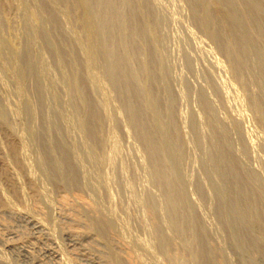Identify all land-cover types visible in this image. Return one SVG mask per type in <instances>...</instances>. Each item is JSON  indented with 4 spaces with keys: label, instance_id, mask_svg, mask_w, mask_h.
<instances>
[{
    "label": "rangeland",
    "instance_id": "rangeland-1",
    "mask_svg": "<svg viewBox=\"0 0 264 264\" xmlns=\"http://www.w3.org/2000/svg\"><path fill=\"white\" fill-rule=\"evenodd\" d=\"M93 1L0 0V96L18 115L0 120V264H31L33 260L55 264L42 253L47 245L43 236L16 215L34 217L37 210H41L42 223L64 263L90 264L79 256L80 246L69 245L60 219L52 214L61 201L73 197L89 203L100 217L97 222L95 215L90 218L81 211L78 217L86 229L81 226L79 231L85 232L89 223L106 220L113 227L107 234L91 230L96 240L82 244L87 254L114 264L107 241L113 235L131 258L140 257L133 258L137 263L138 259L143 264H174L162 254L150 218L151 211L166 230L165 219L172 216L167 208L157 211L156 207L165 203V187L152 176L153 157L148 148L149 142L159 141L162 135V139L167 137L165 142L179 146L182 174L175 171L171 178H178L174 184L180 192L184 190V202L191 207L193 219L208 231L214 244L226 247L230 264H263L264 258L240 237L231 205L234 182L226 171L224 152L242 166L241 174L250 186L247 190H253L264 203V75L257 78L262 63L256 51L264 53V0H125L123 12L131 11L124 22L126 37L120 34V38L115 24V30L102 32L104 37L115 33V59L130 51L132 66L122 64L127 80L124 78L125 84L119 88L108 77L106 57L97 47L98 19L107 8L96 12L91 9ZM237 10L249 18L246 26L251 45L248 41L247 45L249 51H256L251 56L248 53L250 70L247 68L242 78L226 55L224 41H240L242 32L230 18ZM124 40L127 47L122 49ZM141 86L152 102L148 110L137 93ZM254 100L261 105V112L255 110ZM129 105L144 113L140 117L146 138H141L140 125L128 114ZM157 123L165 127L159 136ZM48 139L55 154L68 158L72 167L69 174L65 166L69 175L62 182L52 172ZM223 216L231 226V235L223 226ZM169 235L174 243L172 253L177 249L182 253L175 243L179 240L181 244V239ZM198 243L193 244L197 252ZM119 256L116 262L123 264Z\"/></svg>",
    "mask_w": 264,
    "mask_h": 264
},
{
    "label": "bare ground",
    "instance_id": "bare-ground-1",
    "mask_svg": "<svg viewBox=\"0 0 264 264\" xmlns=\"http://www.w3.org/2000/svg\"><path fill=\"white\" fill-rule=\"evenodd\" d=\"M232 1V0H231ZM127 3V2H126ZM229 3V2H228ZM125 4V0H94L93 1V7H91V9H94V10H97L96 12H98V10L100 11V9L103 7V8H107V9H104V14H103V17H98V24H100V27L99 28L100 30H98V36H97V40H98V46L99 48H102L103 49V56L106 57L105 59V70L108 72L110 79L111 81L114 83L113 85L114 86H121V84H125L123 81L127 78H125L123 76V67H122V64H126L128 65V63H130V58L128 56L129 52L127 55H123V53H126V52H123L122 53V57L121 59H115V51H114V45H113V40L115 38V36L113 37V35L115 33H111L110 37H104L105 34H103L104 32L103 31H106L107 28H109V30H115V28H113V24L117 25L118 29L119 30V34L118 35H125V29L126 26L124 27V22H125V19L131 15L130 12L127 13V12H123L122 10V5ZM124 6V5H123ZM127 7V6H126ZM124 8V7H123ZM258 8V7H256ZM121 9V10H120ZM196 9V8H195ZM236 9V8H235ZM234 9V10H235ZM233 10V9H232ZM258 10V9H257ZM92 11V10H91ZM195 11V10H194ZM106 13V14H105ZM100 14V13H98ZM232 14V13H231ZM93 15V13H92ZM96 15V14H95ZM94 16V15H93ZM239 16V18H238ZM230 18H232L231 22L232 24L242 32V35L240 36V41H236V42H233L231 43L230 40L231 38H228V39H225V52H226V55L228 56V58L230 60H233L236 64V68H237V72H238V75L240 78H242L243 76V73L245 74V70L248 68V63L250 62L249 61V54L250 56L252 55L251 52H256L257 51V54H258V59H260V62L262 63V66L260 65V71H259V75L257 78H259L261 80V77H263L264 75V53H261L260 51L256 50V51H253L251 49V51H249L250 49V45H251V42H250V35L249 33L247 32V22H248V17L246 14H244V12L242 13L240 10H237V12L235 11V14L233 13L232 17L230 16ZM129 19V18H128ZM131 19V18H130ZM96 22V21H95ZM127 22V21H126ZM97 26V25H96ZM113 26V27H112ZM111 27V28H110ZM108 31V33L110 34V31ZM117 31V30H116ZM103 32V33H102ZM113 32V31H111ZM117 33V32H116ZM107 34V35H109ZM143 34V33H141ZM120 35V38L122 37ZM129 36V35H128ZM95 37V36H94ZM118 37V36H117ZM126 37V35H125ZM117 39V38H116ZM125 39V38H124ZM118 40H119V37H118ZM126 40V39H125ZM124 40L125 44H121L122 46V49L124 48V45L126 46V41ZM132 40V39H131ZM115 41V40H114ZM122 41V40H121ZM247 41L250 43V45H247ZM119 42V41H118ZM117 42V43H118ZM113 45V46H112ZM119 46V49L118 50H121L120 49V45ZM127 47V46H126ZM6 49V48H5ZM101 49V50H102ZM131 49V48H130ZM4 50V49H3ZM132 50V49H131ZM255 50V49H254ZM99 52V51H98ZM249 53V54H248ZM32 54V53H31ZM256 54V55H257ZM121 55V54H120ZM254 55V56H256ZM1 56V55H0ZM118 56V55H117ZM134 56V54H133ZM253 56V57H254ZM6 57V56H5ZM10 57V56H9ZM119 57V56H118ZM14 58V57H13ZM7 59V57H6ZM257 59V60H258ZM10 60V58H9ZM32 60V59H31ZM34 60V59H33ZM252 61V60H251ZM29 62V61H28ZM27 62V63H28ZM10 63V62H9ZM7 64V63H6ZM31 66H32V63H30ZM29 64V65H30ZM124 64V65H125ZM131 64V63H130ZM130 64L128 65V67L130 68ZM126 65V66H127ZM250 65H252L250 63ZM258 65V64H257ZM104 66V64H103ZM132 66V64H131ZM4 67V66H3ZM144 67V66H143ZM252 67V66H251ZM262 67V68H261ZM132 68V67H131ZM259 68V67H258ZM249 69V68H248ZM254 69V68H253ZM134 70V69H133ZM145 70V69H143ZM250 70V69H249ZM258 70V69H257ZM256 70V71H257ZM137 71V70H136ZM255 71V73H256ZM135 72V70H134ZM132 71V74L129 75L130 77L133 76V73ZM125 73V72H124ZM129 73V72H128ZM136 73V72H135ZM127 74V73H126ZM250 74V73H249ZM252 74V72H251ZM107 75V74H106ZM125 75V74H124ZM135 75V74H134ZM254 75V74H253ZM91 76V75H90ZM128 76V75H127ZM247 76V75H246ZM260 76V77H259ZM89 77V76H87ZM135 77V76H134ZM93 78V77H92ZM125 78V79H124ZM254 78V77H253ZM14 79V77H13ZM46 79V78H45ZM131 79V78H130ZM134 78L132 77V80ZM246 79V78H245ZM250 79V78H249ZM259 80V81H260ZM134 81V80H133ZM135 81L137 82V79H135ZM111 82V83H112ZM128 82V81H127ZM256 82V81H255ZM135 83V82H134ZM45 84V83H44ZM137 84V83H136ZM135 84V85H136ZM66 85V84H65ZM263 85V84H262ZM127 86V84L125 85ZM130 86V84H129ZM127 86V87H129ZM138 86V84H137ZM143 86V85H142ZM140 87L139 88V96L143 98L144 102L142 104H144V106L147 108L151 107V100H147V95H146V89L143 88V87ZM248 86V85H247ZM2 87V85H1ZM49 87V86H48ZM118 87V88H119ZM260 87V86H259ZM264 87V85H263ZM124 88V87H123ZM132 88V87H130ZM53 89V88H52ZM261 89V88H260ZM259 89V90H260ZM127 90V88H126ZM258 90V92L260 93V91ZM3 91V89H2ZM0 91V92H2ZM49 91V90H47ZM123 91V90H121ZM264 91V88L262 90V92ZM44 92V91H43ZM257 92V91H256ZM132 93V92H131ZM131 93L128 97L131 96ZM136 93V95H138ZM2 94V93H1ZM46 94V93H45ZM49 94V93H48ZM121 94V93H120ZM126 94V92H125ZM149 94V93H148ZM158 94V93H157ZM135 95V93H134ZM133 95V96H134ZM260 95V94H259ZM258 95V97H259ZM263 95H264V92H263ZM122 96V95H120ZM124 96V95H123ZM3 97V95H2ZM49 97V96H48ZM152 97V96H151ZM254 97V96H252ZM4 98V97H3ZM131 98V97H130ZM137 98V97H136ZM255 98V97H254ZM257 98V97H256ZM264 98V97H262ZM127 99V98H126ZM5 100V99H4ZM132 100V99H131ZM129 100V101H131ZM134 100V99H133ZM139 100H141L139 98ZM142 100V101H143ZM156 100V99H155ZM255 101V100H254ZM138 102V101H137ZM140 102V101H139ZM155 102V101H154ZM8 102H5L2 100L1 96H0V120L1 118H4L6 115L9 116V117H14L16 116L17 114H15L16 112V109L15 107L12 108V106L10 107V105L7 104ZM130 103V102H129ZM135 103V102H134ZM131 104V103H130ZM137 103H135L136 105ZM141 104V103H140ZM139 104V105H140ZM127 105V104H126ZM254 105H255V110L257 111H260L261 109V105L258 103V102H254ZM264 105V104H263ZM75 106V105H74ZM132 106V109L131 110V113H128L130 116H132L133 120L135 121V123H137V125H140V130L142 129L141 131V138H146L147 137V132H146V129L144 130L142 128V118L140 117V114H141V109H139L137 106H134L133 105H129V107ZM158 106V105H157ZM166 107V106H165ZM48 108V106H47ZM143 108V107H142ZM154 108V107H153ZM128 109V108H127ZM146 109H144L145 111H147ZM158 109V108H157ZM263 109V108H262ZM128 109V111H130ZM165 110V109H164ZM163 110V111H164ZM55 112V111H54ZM165 112V111H164ZM261 112V111H260ZM259 112V113H260ZM264 112V111H263ZM48 113V112H47ZM64 114V113H63ZM144 113H142L141 115H143ZM168 114V113H167ZM50 115V114H49ZM261 115V114H260ZM264 115V114H263ZM18 116V115H17ZM144 116V115H143ZM131 118V119H132ZM155 118V117H154ZM158 118V117H156ZM261 118V117H260ZM6 119V117H5ZM3 119V121L5 120ZM146 119V118H144ZM263 119V118H262ZM47 120V119H46ZM133 122V121H132ZM147 122V121H146ZM154 122H156L154 120ZM81 123V122H80ZM145 123V122H144ZM162 123V122H161ZM5 124V122H4ZM45 124H47L45 122ZM44 124V125H45ZM49 124V123H48ZM48 124L46 126H48ZM147 124V123H146ZM149 124V123H148ZM158 125L156 126L157 130H158V136L163 134V125L160 124V123H157ZM43 125V126H44ZM135 125V124H134ZM144 125V124H143ZM4 126V125H3ZM50 126V125H49ZM48 126V127H49ZM146 126V125H145ZM144 127V126H143ZM47 128V127H45ZM138 128V127H137ZM145 128H148V127H145ZM81 129V128H80ZM155 129V130H156ZM156 130V131H157ZM47 131V130H46ZM83 131V130H82ZM50 132V131H49ZM167 132V130H166ZM164 132V135L165 133ZM75 133V132H74ZM140 133V132H139ZM138 133V134H139ZM161 133V134H160ZM168 133V132H167ZM47 134V133H46ZM150 134V133H149ZM48 135V134H47ZM50 135V134H49ZM48 135V136H49ZM60 135V134H58ZM151 135V134H150ZM154 135V133L152 134V136ZM151 136V138H153ZM157 136V135H155ZM32 137V140L35 139V135H31ZM161 137V136H160ZM169 137V136H168ZM51 138V137H50ZM49 138V139H50ZM150 138V136L148 137ZM162 138H163V135H162ZM161 138V139H162ZM167 138V137H166ZM165 139H160L159 141H151L149 142L150 145L148 146L149 148V153L151 154V156L153 157V178L156 180V182L160 181L164 184V187H165V203L163 202V204L160 203V205H158V203L156 205H158L156 208H157V211L158 209H162V208H167V211L169 212V215L170 213L172 214V216H169L166 220V230L162 229L163 227L160 226L161 224V221L160 224L157 222L158 220H156V216L154 217L153 215V212L150 211V218L152 220V225H153V229L155 232V234H158L159 237V242H160V247H161V252L162 254L165 256H168L167 258L170 259V262L174 263V264H184L185 262H190V264H230L229 260H228V257H227V253H226V247L225 246H220L218 245L217 243L214 244L210 238H208L207 236V233L208 231L206 232L205 229H203L202 226H200L196 220L193 219V215H192V212H191V207L187 206L186 203L184 201V199H186L187 197L184 196L183 192H180L179 190H177L176 188V185L174 184L175 182H177L176 179L175 181H173V178L172 175H173V172L176 171V173L179 174V176L182 174L181 173V170H180V161H181V155H180V151H179V146L176 145V143H171V142H165ZM46 139V138H45ZM44 139V140H45ZM49 139L47 140V144H48V141ZM156 139V137H155ZM154 139V140H155ZM170 139V138H169ZM167 139V140H169ZM31 140V138H30ZM31 140V141H32ZM147 140H150V139H147ZM158 140V139H156ZM34 142V141H33ZM46 142V141H44ZM51 142V141H50ZM52 143V142H51ZM80 143V142H79ZM83 143V142H82ZM30 144H35V143H30ZM55 144V143H54ZM117 145V144H116ZM36 146V144H35ZM49 146L48 149H50L51 151V154L53 156V160L51 161L52 162V172H53V175H55V177L57 176L61 182L63 181V178H65L64 180H66V178L68 177L69 174H72V170L71 168L69 167V160L68 158H64V157H61V156H57L53 150L52 147H50V143L47 145ZM52 146V144H51ZM63 146V145H62ZM72 146V145H71ZM34 147V146H33ZM64 147V146H63ZM146 149V148H145ZM96 150V149H95ZM103 150V149H102ZM87 151V150H86ZM88 152V151H87ZM50 153V152H49ZM69 153V152H68ZM92 153V152H91ZM233 152L231 151V154ZM89 155L91 156V154L89 153ZM67 156V155H66ZM80 157V156H79ZM101 157V156H100ZM97 158V157H96ZM94 158V159H96ZM233 158V157H232ZM236 158V157H235ZM90 159V158H89ZM93 160V159H92ZM97 160V159H96ZM94 160V161H96ZM224 160H225V165H226V171L228 173L229 176H231L232 178V181L234 182V200L232 201L231 205H232V210L234 211V213L237 215V225L239 226L240 228V237L242 238V240L244 242H246L248 245H250V247H254L256 252L258 254H260L263 258H264V203L260 202L257 200V197H256V194L253 192V190H247V188L249 186V184L246 182V180H244V176L243 174H241V171H240V167H242L240 165L237 166V164L231 159V156L229 154V152L227 153L224 152ZM168 161V162H167ZM236 161V160H235ZM73 162V161H72ZM167 162V163H166ZM80 163V162H79ZM99 163V162H98ZM169 163V165L166 166V164ZM238 163V162H237ZM76 164V163H75ZM239 165V164H238ZM65 166L66 168L68 169L69 171V174L66 173L65 171ZM72 166V165H71ZM78 166V165H77ZM76 166V167H77ZM100 166V165H99ZM75 167V168H76ZM81 167V166H80ZM80 167H79V171H80ZM78 168V167H77ZM242 170V168H241ZM184 171V170H183ZM182 171V172H183ZM244 171V170H243ZM74 172V171H73ZM93 172V171H92ZM174 173V174H176ZM185 173V172H184ZM30 174V173H29ZM66 174H67V177H66ZM81 176H82V173L80 172ZM177 174V175H178ZM175 176V175H174ZM173 176V177H174ZM79 179L81 177H78ZM85 178V177H84ZM181 178H183L181 176ZM175 179V178H174ZM124 180V179H123ZM183 180V179H181ZM74 182V181H73ZM180 182V181H179ZM183 183V182H182ZM161 184V183H160ZM180 184V183H179ZM178 184V185H179ZM183 185V184H182ZM183 188V186H182ZM2 195V194H1ZM4 195V194H3ZM2 196H0L1 198ZM4 197V196H3ZM2 199V198H1ZM0 199V200H1ZM5 199V198H4ZM70 199V198H69ZM156 199V198H155ZM8 200V199H7ZM189 200V199H188ZM184 203H185V206H187V208L184 206ZM188 203V202H187ZM7 208H9V205H7L8 203H6V201L4 200V203H3ZM57 208H54L52 209V214L54 213V215L57 216V218L60 219L61 223H62V235L67 239V241L69 242V245L74 248L76 246H80L82 248V254H77L79 255L80 257L84 258L85 261H87V263H90V264H112L111 262L109 263L108 260H105L103 257V259H100V258H96L95 256H92V255H89L87 254L86 252L88 251V249H86L87 251H85L84 247L82 246V244L88 240H96V236H94V233L91 231V230H94L95 231L97 230V232H100V233H104V234H107L111 231V227L110 225L112 223H108L106 219V222L103 221V224L99 222V224H90L89 223V226H88V229L89 230L87 232V230H84L85 232H82L79 231V229L81 228V226H83L84 223H82V221L80 220V216H79V213L82 212H85L86 214H88L91 217H93L92 215H95L94 217L97 218V222L100 220V217L97 216L96 214V211H94V207H91L89 203L81 200V199H78V198H72L71 200H68V201H61L58 205ZM194 206V205H193ZM4 207V208H5ZM56 207V206H55ZM184 207L186 209H184ZM53 208V207H52ZM10 209V208H9ZM94 209V210H93ZM105 209V208H104ZM5 210V209H4ZM40 210V209H39ZM6 211V210H5ZM9 211V210H8ZM36 211V210H35ZM41 211V210H40ZM39 211V212H40ZM98 212H100V210L97 209ZM102 211V210H101ZM146 211V209H145ZM160 211V210H159ZM163 211V209H162ZM17 212V211H16ZM23 212V211H22ZM34 212V211H33ZM32 212V214H33ZM38 212V210L36 211V213L39 214V217L38 215L35 213L33 215H36V216H30L27 215V214H22V213H16V215L18 214L19 218H22L24 219L28 224H30V226H32V228L34 229V231L38 234H40V236L42 235L44 238V242L47 243L44 244L46 245L45 248L42 250L43 252V255L46 256V257H49L52 259V261L55 262V264H65L64 263V260L62 258V255H61V252L59 251L58 247L55 246V242L54 240L52 241L50 239V234H48V228L46 227V225L44 223H42V220L40 218V213ZM161 212V211H160ZM159 212V213H160ZM24 213V212H23ZM104 213V212H103ZM194 213V212H193ZM196 213V211H195ZM42 214V213H41ZM149 214V213H148ZM99 215V214H98ZM101 215V214H100ZM167 215V214H166ZM224 215V213H223ZM79 216V217H78ZM87 216V215H86ZM112 216V215H111ZM35 217H38L40 218L37 219ZM88 217V216H87ZM102 217V216H101ZM107 217V216H106ZM164 217V216H163ZM89 218V219H90ZM109 218V217H108ZM113 218V217H112ZM166 218V217H165ZM88 219V220H89ZM93 219V218H92ZM158 219V218H157ZM110 220V218H109ZM115 220V219H114ZM160 220V219H159ZM164 220V221H165ZM201 220V219H200ZM199 220V221H200ZM94 221V220H93ZM102 222V220H101ZM113 222V221H111ZM86 225V224H85ZM151 225V227H152ZM162 225V224H161ZM87 226V225H86ZM161 228H160V227ZM223 226L227 229H229L228 232H230L229 234L231 235L232 234V229H231V226L230 224L228 223V219L226 216H223ZM150 227V228H151ZM205 227V226H204ZM83 228H85L83 226ZM86 229V228H85ZM113 230V229H112ZM94 231V232H95ZM115 231V230H114ZM168 231L169 234H173V235H176V237L178 236V238L181 239L182 241V245L180 244V241L177 240L178 238H176L175 236V240L179 241L177 243V241L175 242L177 245L179 244L180 247H181V251L182 253L180 252H177V250L173 252L174 250V243H173V238L171 235L168 234ZM113 232V231H112ZM149 232V230H148ZM97 234V233H96ZM99 235V234H98ZM110 235V234H108ZM151 235V234H150ZM218 235V233H217ZM101 236V235H99ZM111 236V235H110ZM155 236V235H154ZM221 236V234L219 235ZM41 238V239H42ZM110 238V241L107 240L109 243L108 245L110 246V250L112 252V262H115L114 264H119L121 262H116L118 260V254L121 256H119L120 258H122L123 260V264H143L141 263L142 261L139 262L138 259H140L139 256H134L133 255V258L136 259L135 257H138L137 262H135L136 260H133V258H131L128 254H127V250H125V248L122 247L121 243H119V241L116 240V236H113L112 237H109ZM218 238V236H217ZM40 239V240H41ZM107 239V238H106ZM156 239V238H155ZM214 239V238H213ZM224 240V238H222ZM94 240V241H95ZM100 240V239H99ZM98 240V241H99ZM174 240V241H175ZM199 241V246H200V250L199 252H197L195 249H194V246H195V242ZM221 240V239H220ZM43 241V240H42ZM41 241V242H42ZM101 242V241H100ZM158 242V243H159ZM212 242V243H211ZM218 242V241H216ZM222 242V241H221ZM105 245H106V242H104ZM43 244V242L41 243ZM194 244V246H193ZM219 244H220V241H219ZM125 245V244H124ZM138 245V244H137ZM69 246V247H70ZM159 247V248H160ZM191 247H193V249H191ZM233 247H235L233 245ZM232 247V248H233ZM249 247V248H250ZM21 248V247H20ZM109 248V247H108ZM141 248V247H140ZM150 248V247H149ZM197 248V246H196ZM142 249V248H141ZM145 249V248H144ZM236 249H238L236 247ZM241 249V248H240ZM184 250V252H183ZM188 250V252H187ZM235 250V249H234ZM253 250V251H255ZM94 251V250H93ZM155 251V250H154ZM24 252H27V251H24ZM144 252V251H143ZM148 252V251H147ZM236 252V251H235ZM238 252V251H237ZM242 252V251H240ZM252 252V251H251ZM110 253V252H108ZM129 253V252H128ZM141 253V252H140ZM243 253V252H242ZM132 254V253H131ZM149 254V253H148ZM151 254V253H150ZM239 254V253H238ZM256 253H254L255 255ZM117 256V258L115 256ZM139 255V254H138ZM147 255V253H146ZM244 255V254H243ZM110 256V255H109ZM242 256V255H240ZM239 256V257H240ZM78 257V256H77ZM100 257V256H99ZM159 257V256H158ZM246 257V256H245ZM255 257V256H254ZM107 258V257H106ZM109 258V257H108ZM111 258V257H110ZM83 259V260H84ZM250 259V258H249ZM262 259V258H261ZM260 259V260H261ZM240 260V259H239ZM244 260V259H243ZM253 260V258H252ZM249 261V260H248ZM146 262V261H145ZM240 262V261H239ZM254 262V260L252 261ZM263 262V261H261ZM67 263V262H66ZM185 263V264H187ZM31 264H38V262L36 260H33L31 262ZM122 264V263H121ZM240 264H243V263H240ZM264 264V263H263Z\"/></svg>",
    "mask_w": 264,
    "mask_h": 264
}]
</instances>
